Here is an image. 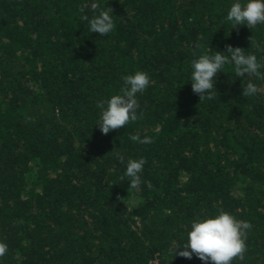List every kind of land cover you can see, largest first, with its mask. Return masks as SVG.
<instances>
[{
  "label": "trees",
  "instance_id": "1",
  "mask_svg": "<svg viewBox=\"0 0 264 264\" xmlns=\"http://www.w3.org/2000/svg\"><path fill=\"white\" fill-rule=\"evenodd\" d=\"M92 2L0 0V264H211L173 246L220 211L251 224L231 264H264V76L226 64L200 101L187 81L225 45L264 65V24L231 28L232 0H96L101 36L81 19ZM138 70L137 119L101 134L97 103ZM117 156L144 159L136 188Z\"/></svg>",
  "mask_w": 264,
  "mask_h": 264
},
{
  "label": "clouds",
  "instance_id": "2",
  "mask_svg": "<svg viewBox=\"0 0 264 264\" xmlns=\"http://www.w3.org/2000/svg\"><path fill=\"white\" fill-rule=\"evenodd\" d=\"M93 12L91 17L82 16L87 21L89 33L106 35L114 29L112 11L109 8H102L96 0L90 5ZM224 20L231 24V28L244 25L252 29L256 25L264 24V0H232ZM241 47L225 45L229 55L222 51L214 54H201L190 62V74L187 81L191 83V90L199 96V101L213 99V88L215 87V75L222 72L226 64H231L234 75L243 77L246 74L262 78L264 73L260 70L264 65L258 61L254 53H245ZM150 83L148 75L143 71H136L123 78V85L118 93L112 94L106 100L97 103L100 109L97 124L101 134H108L110 131L123 128L130 121L137 119L139 107L137 93L142 92ZM216 89V87H215ZM258 88L251 80L242 87L243 97L253 96ZM131 141L140 144L152 142L150 136L140 137L131 135ZM116 159L124 163L122 179L128 182V187L136 188L141 183L140 173L145 164L144 159L129 158L126 162L122 156ZM151 187L150 184H147ZM251 228L248 221L236 219L230 213L220 211L216 215L206 216L202 219H194L186 232L185 242L173 246L175 256L192 259L195 256L201 262L211 264H231L233 258L242 259L245 251L244 235L246 230ZM7 251V245L0 242V257Z\"/></svg>",
  "mask_w": 264,
  "mask_h": 264
},
{
  "label": "built area",
  "instance_id": "3",
  "mask_svg": "<svg viewBox=\"0 0 264 264\" xmlns=\"http://www.w3.org/2000/svg\"><path fill=\"white\" fill-rule=\"evenodd\" d=\"M154 264H159L157 260L154 261Z\"/></svg>",
  "mask_w": 264,
  "mask_h": 264
}]
</instances>
